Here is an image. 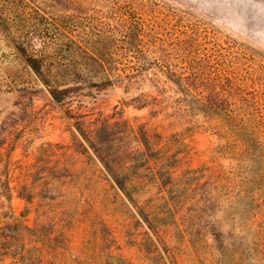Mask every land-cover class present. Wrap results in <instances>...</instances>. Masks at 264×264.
<instances>
[{"label": "rangeland", "instance_id": "374dc122", "mask_svg": "<svg viewBox=\"0 0 264 264\" xmlns=\"http://www.w3.org/2000/svg\"><path fill=\"white\" fill-rule=\"evenodd\" d=\"M260 170L264 0H0V264H264Z\"/></svg>", "mask_w": 264, "mask_h": 264}, {"label": "trees", "instance_id": "16d2710c", "mask_svg": "<svg viewBox=\"0 0 264 264\" xmlns=\"http://www.w3.org/2000/svg\"><path fill=\"white\" fill-rule=\"evenodd\" d=\"M78 49H80V47H78ZM88 58L90 61L97 62V58L95 56H88ZM26 62L28 64V66L32 69V71L37 75V77H41V78L44 77L46 72L44 73V71L42 69V63H40V67H39V65L37 64V60L34 58H28V59H26ZM49 72H52V71L49 70ZM55 75L56 74H54L53 77ZM49 76H52V75L49 74ZM107 79H108V81L110 80L108 76H107ZM54 93H58V91H54ZM54 96H55V98H57L56 94ZM233 122L234 121L225 122V126H229ZM231 134H232L231 138H229L231 140V142H239L240 143V146L237 145L238 150L235 153V155L241 156L244 158L249 157V159H251V160H254V157L258 156V152H259L258 150H259L261 143H262L261 141H256L252 137H246L244 133L238 132L236 130H231ZM230 145L236 146L234 143H231ZM107 170H108V168H107ZM263 177H264L263 171L260 170L256 174V176H253V177L250 176V179H248V180H261V178H263Z\"/></svg>", "mask_w": 264, "mask_h": 264}]
</instances>
